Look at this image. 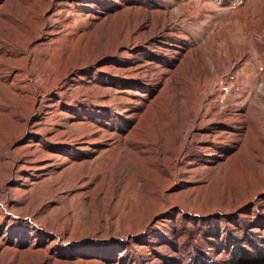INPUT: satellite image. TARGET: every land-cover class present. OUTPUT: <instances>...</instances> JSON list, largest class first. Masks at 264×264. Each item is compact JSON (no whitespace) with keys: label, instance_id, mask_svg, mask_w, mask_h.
Masks as SVG:
<instances>
[{"label":"rangeland","instance_id":"1","mask_svg":"<svg viewBox=\"0 0 264 264\" xmlns=\"http://www.w3.org/2000/svg\"><path fill=\"white\" fill-rule=\"evenodd\" d=\"M263 58L264 0H0V264L264 247Z\"/></svg>","mask_w":264,"mask_h":264},{"label":"trees","instance_id":"2","mask_svg":"<svg viewBox=\"0 0 264 264\" xmlns=\"http://www.w3.org/2000/svg\"><path fill=\"white\" fill-rule=\"evenodd\" d=\"M264 244V242H263ZM229 264H264V247L251 251L238 243L228 250Z\"/></svg>","mask_w":264,"mask_h":264},{"label":"bare ground","instance_id":"3","mask_svg":"<svg viewBox=\"0 0 264 264\" xmlns=\"http://www.w3.org/2000/svg\"><path fill=\"white\" fill-rule=\"evenodd\" d=\"M258 42H259V44H260V42H261V39H260V37L258 38ZM250 49V48H249ZM243 54H244V52L242 53V56H243ZM254 59V58H253ZM264 59V58H263ZM255 61V60H254ZM250 62V61H249ZM248 63V62H247ZM251 76V75H250ZM19 77V76H18ZM23 78H24V76H23ZM252 78V77H251ZM25 79V78H24ZM247 83V82H246ZM245 87V86H244ZM260 91H261V93L263 92V94H264V91L263 90H261L260 89Z\"/></svg>","mask_w":264,"mask_h":264}]
</instances>
